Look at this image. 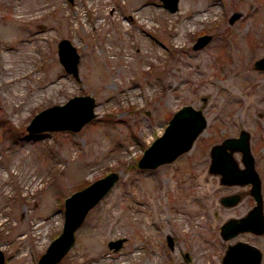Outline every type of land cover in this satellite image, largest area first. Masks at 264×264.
<instances>
[{
    "label": "rangeland",
    "instance_id": "rangeland-1",
    "mask_svg": "<svg viewBox=\"0 0 264 264\" xmlns=\"http://www.w3.org/2000/svg\"><path fill=\"white\" fill-rule=\"evenodd\" d=\"M62 36L79 52L78 77L58 57ZM263 54L264 0H178L174 11L161 0H0L2 264H37L62 229L64 197L111 169L119 177L54 264H220L217 226L239 209L216 202L225 188L206 152L242 126L264 167V70L253 66ZM83 92L97 113L80 128L27 130L35 111ZM184 102L207 119L192 145L139 167Z\"/></svg>",
    "mask_w": 264,
    "mask_h": 264
},
{
    "label": "water",
    "instance_id": "water-1",
    "mask_svg": "<svg viewBox=\"0 0 264 264\" xmlns=\"http://www.w3.org/2000/svg\"><path fill=\"white\" fill-rule=\"evenodd\" d=\"M170 11L178 7V0H161ZM209 38V33L199 34L193 42L199 47ZM58 57L67 71L78 77L79 52L70 38L62 36L57 42ZM253 66L264 69V54L255 58ZM95 99L92 93H74L62 102L48 104L34 112L26 123L29 132L44 129H71L81 127L91 117L96 115L94 110ZM206 124L202 107L185 102L174 109L163 130L157 134L143 149L137 159L139 167H154L161 162L170 161L180 152L188 149ZM249 133L246 128L240 130L239 135H228L221 142L215 143L211 148V161L209 170L221 172L224 181L238 180L240 175H249L253 170L252 158L249 149ZM239 148L242 150L245 167L240 168L230 152ZM119 177L118 170H108L90 180L88 183L72 190L64 197V217L61 231L52 237L46 248L37 258V264H54L67 251L73 243L75 228L81 223L88 209L95 204L113 185ZM257 204L246 215L240 218L245 227L263 230V216L261 211L260 192L258 183L254 186ZM254 219H256L254 221ZM244 221V222H243ZM237 220L229 217L223 222L221 229L225 236H230L236 230ZM126 236L120 235L107 239V244L113 249L122 246ZM168 243L173 244V236L167 234ZM190 258L188 251H185ZM4 251L0 248V264L4 262ZM260 249L253 245H243L241 242L229 243L222 258L221 264H259Z\"/></svg>",
    "mask_w": 264,
    "mask_h": 264
},
{
    "label": "flooded vegetation",
    "instance_id": "flooded-vegetation-1",
    "mask_svg": "<svg viewBox=\"0 0 264 264\" xmlns=\"http://www.w3.org/2000/svg\"><path fill=\"white\" fill-rule=\"evenodd\" d=\"M259 69L264 70L263 68H259ZM206 122H207V119H206ZM242 128H245V127L240 126L237 133H226V134H223L220 138L211 140L208 146V150L206 152V157L209 158V160L207 161V166H206L207 170H209V163L211 161L212 146L217 142H221L223 138L228 135H239L240 130ZM247 130L249 133V136H248L249 149H250L252 165H253V170L248 173L249 175H240L238 180L229 182V181H224L221 179V175H222L221 172H215V171L209 170L210 172L216 174L217 186H223L225 188L223 191L218 193L217 197L215 198L216 202L222 207L235 208V210L239 209L236 212L233 211L232 215L228 214L217 226L218 234L220 238L226 241L224 245V250L219 258L220 264L222 263V258L226 251V248L228 247L229 243H233V242H241L243 245H246V246H248V244H253L257 246L260 249V262L262 259L263 248L259 244L258 240L260 241V237H264V227H263V230L257 231L255 228L245 227L242 221H240V218L246 215L248 211L254 205L257 204V197L254 192L255 190L254 186L257 182L258 187H259L258 190L260 192L261 211H262L263 223H264V167L261 168L259 164V154L260 153H258L257 146L251 143V131L249 129ZM263 136L264 135H262V137ZM226 152L231 153V155L236 160L237 165L240 168L245 167V162L243 161V154H242L241 149L236 148L234 150H231L229 147H226ZM229 217H234L235 220H237L238 230H236L230 236H225L221 229V226L223 222L226 221ZM255 220L256 219H254V221Z\"/></svg>",
    "mask_w": 264,
    "mask_h": 264
}]
</instances>
